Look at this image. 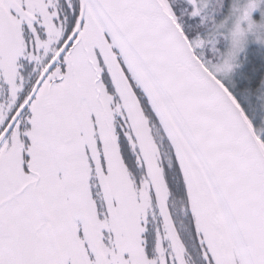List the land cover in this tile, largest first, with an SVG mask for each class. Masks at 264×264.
I'll return each instance as SVG.
<instances>
[{"label":"snow or ice","instance_id":"6c2138e0","mask_svg":"<svg viewBox=\"0 0 264 264\" xmlns=\"http://www.w3.org/2000/svg\"><path fill=\"white\" fill-rule=\"evenodd\" d=\"M0 264H264V0H0Z\"/></svg>","mask_w":264,"mask_h":264}]
</instances>
